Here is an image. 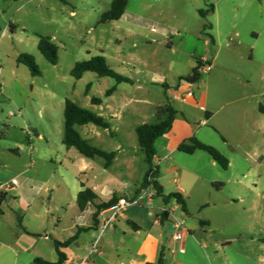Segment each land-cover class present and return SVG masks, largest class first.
I'll return each mask as SVG.
<instances>
[{
	"label": "rangeland",
	"instance_id": "obj_1",
	"mask_svg": "<svg viewBox=\"0 0 264 264\" xmlns=\"http://www.w3.org/2000/svg\"><path fill=\"white\" fill-rule=\"evenodd\" d=\"M112 2L0 0V184L27 170L19 183L26 201L32 203L23 225L34 234L26 235L25 244L33 245L32 255L40 253L48 261L57 257L54 234L64 238L75 220L69 205L79 183L71 157L79 153L63 143L67 99L110 124L109 129L91 123L77 125L82 137L107 152L121 146L132 156L131 164L124 167L128 155L121 154L105 171V159L95 157L91 161L94 171H88L87 177L107 182L118 194L130 195L148 169L136 128L160 121L158 107L172 102L163 87L173 89L181 76L190 75L197 61L206 57L209 63L214 59L217 66L210 78L201 68L202 78L193 85L196 94L200 86L213 99L217 84L246 85L244 78L250 81L252 91L264 88V0H128L122 18L102 23L101 17ZM210 5L214 11L201 16L199 10ZM39 35L50 37L58 45L56 64L39 51ZM23 53L34 56L40 75L33 76L27 66L18 64L17 58ZM97 55L131 81L116 83L93 72L84 73L81 79L71 76L76 62ZM113 86L116 90L106 96ZM93 97H100L102 104H93ZM108 104L116 108V114H111ZM172 106L184 107L174 101ZM190 110L191 119L201 116L200 111ZM227 111L225 107L216 115L217 131L213 126L200 128L203 137L221 145L223 154L233 160L232 166L226 170L219 165L200 169L192 164L199 175L194 181L185 173L170 172L167 165L171 161L162 159L161 167L169 170L162 179L167 191H176L175 179L183 187L190 185L185 194L189 219L179 229L170 222L166 225L175 234L197 224L194 235L186 232V256L194 261L264 264V134L253 135L245 151L235 154L224 145L226 139L238 135L236 118L230 121ZM260 118L264 128V115ZM252 142L259 150H254ZM178 154L181 161H177L188 166L184 159L191 157ZM12 200L9 195L1 206L6 211L0 221L2 227L18 220V214L11 210L15 206ZM170 203L176 204L173 199ZM45 234L51 238L45 240ZM31 261L27 256L22 264Z\"/></svg>",
	"mask_w": 264,
	"mask_h": 264
},
{
	"label": "crops",
	"instance_id": "obj_2",
	"mask_svg": "<svg viewBox=\"0 0 264 264\" xmlns=\"http://www.w3.org/2000/svg\"><path fill=\"white\" fill-rule=\"evenodd\" d=\"M252 34L255 39H258V33L254 31ZM201 60L204 63V66L202 67L204 70L203 72L207 73L209 78L214 77L210 73L213 68L217 66L214 59L211 63H209V60L206 57H203ZM201 78L202 73L199 80L195 83L186 82L187 84H182L180 81L173 89H171L169 85L163 87V91L168 100L171 99L172 102H178L184 107L178 109L173 106L177 111V115L172 128L167 134L158 138L162 139L160 143L157 142L158 139L155 142L156 155L154 157V163L158 165L157 181L161 185L165 195L177 192L182 195L184 200L185 194L190 190V185L187 183L188 187H183L180 185L179 179H175L177 185L176 191H167V185L163 183L162 179L166 176V171L169 170L161 167V161L162 159L170 160L171 163L167 165V167H170V172H178L180 175L185 173L189 179L194 181L199 175L195 172L196 166L193 165L194 167H191L192 164L198 165L200 169L218 165L208 154L205 156L203 154L204 151H196L193 154H188L191 158L184 159L187 160L188 166L185 165L183 167V165L178 162L181 161L178 153H183L179 151V145L183 142H189L192 138H197L203 143L214 145L215 148L217 147L223 154L221 145H217L218 143H215V141L212 143L213 141L203 137L205 133L201 132V126H213L215 129L216 127L214 126L216 125L214 119L216 118V115L219 114L222 109L228 107L226 116L230 121L231 119L236 118L234 128L238 135L231 140L226 139L224 145H228L231 151L235 154L245 151L246 146L251 141L253 135L262 136L261 134H264V128L260 125L262 123L260 116L264 115L260 111L261 106L264 105L263 87H257L256 90L252 91L248 87L250 81L245 78L244 80L248 82L246 85L227 84L224 86L217 84L215 88V94H217V97L212 99L208 96L206 91L200 89V86L197 87L198 94L194 91L193 85L198 83ZM215 82H218V80H215ZM174 89L192 90L193 95L185 102L174 100L169 93V90ZM172 102L170 103L169 101L168 103L172 105ZM101 104L98 105L100 106ZM108 106L110 107L111 114H116V108L111 104H108ZM191 108L201 112V116L198 119H191ZM215 130L217 131V129ZM96 133L99 134L98 132ZM39 137L41 138L42 136ZM254 150H259V145L257 143H254ZM115 152L116 156L109 167H111L115 161H118L120 155L123 153L128 155L124 158V167L129 165V163L131 164L132 156H130V151L125 152L123 147L118 146ZM93 159L94 158L82 157L80 154L79 156L71 157L72 165L75 167L77 166L76 175L79 183L78 187L75 189L74 202L69 205L71 211L75 215V220L68 228L64 238H60L58 235L54 234V238L56 239L54 241L59 242L71 240L76 235V238L72 239L71 243L60 248V251L64 253L66 257L63 264H147L148 262H155L160 253L163 254L164 264H205L200 263L198 259L194 261L191 257L186 256V244L188 243L186 232L189 230L188 232L194 235L198 229L197 224H191L188 227V230L184 228L185 231L182 233L183 239L182 241H179V243L173 240V236L176 233H170L171 231L168 230V226L166 225L167 222H170L171 225L173 223L175 226L177 221H174L177 219H180L178 221L182 222V224H186L189 219V208L186 200V210L184 211L176 201V204L172 206L170 203L171 201L165 203L163 198L157 196L154 192L152 198H144L141 204L127 207L113 222V227L107 229L106 231L108 232H105L102 236H99V228L105 220L111 217L112 211L110 208L104 209L99 213V225L97 226V229H91L94 225L93 215L98 204L109 201L113 196L119 199L123 196L133 197L141 192L137 193L141 182L131 191L130 195H123L118 194L117 191L112 189L107 182L100 183L89 179L86 173L88 171H94V163L91 162ZM228 160L229 164L232 166L234 163L233 160ZM174 161L178 162V164L173 163ZM106 168L108 167L104 165V171ZM25 172H27L26 169L17 175H13L15 177H11L4 181L3 183L15 180L16 184L8 191H0V194H3L4 196L2 204L10 195L15 204L11 210L18 214V220L9 227L0 226V264H22L27 256H29L30 261H33L36 257L45 259L44 255H41L40 253H35L39 255H32L34 254L33 245L27 246L25 244L26 235L34 234L29 228H25L23 225L25 215L32 203L31 201H26L23 185L19 183V179H24L21 174ZM95 174L97 173L95 172ZM83 175L85 177H82ZM25 182L26 181H24V183ZM125 185L127 186L126 183ZM84 188L92 189L96 193L97 198L93 202L88 203L84 210H80L77 204V195ZM122 190L125 189L123 188ZM35 198L36 197H33L34 200ZM2 204L0 205V221L6 216V211L1 208ZM179 209H181V212L177 214L176 212ZM163 211L168 212L167 220L155 223L154 219ZM51 234H45L44 239L48 240L51 238ZM98 237L99 243L97 251L91 254L90 252L93 242ZM182 248L185 249V252L180 251ZM56 256V259L49 260L52 262L57 261V252ZM204 257L202 262H204V259L206 260V256ZM206 261L207 264H210V260Z\"/></svg>",
	"mask_w": 264,
	"mask_h": 264
},
{
	"label": "trees",
	"instance_id": "obj_3",
	"mask_svg": "<svg viewBox=\"0 0 264 264\" xmlns=\"http://www.w3.org/2000/svg\"><path fill=\"white\" fill-rule=\"evenodd\" d=\"M128 0H113L110 9L104 13L101 17V22H108L119 20L125 12ZM213 5L207 10H199L201 16H205L207 13L213 12ZM38 49L41 54L52 64H56L58 61V45L54 43L50 37L39 35ZM18 64L27 66L33 76L41 74L39 67L37 66L34 56L28 53H23L17 58ZM204 63L201 59L197 61L196 66L193 68L192 73L186 77H181L180 81H186L189 83H195L201 77V68ZM93 72L99 77H111L116 83L130 82L131 80L116 72L111 68L108 61L102 55L92 56L89 59L76 62L70 74L75 79H81L84 73ZM116 90V86L111 87L106 91V96H110ZM92 103L95 105L101 104L102 99L100 97H93ZM260 111L264 114V105L261 106ZM157 115L160 118L158 123L149 124L143 123L136 128V133L141 150L145 154L146 161L148 163V169L143 177L140 188L137 193L142 189L153 186L156 195L161 196L165 203H168L174 199L181 208L186 210V202L180 193H170L165 195L162 187L157 181L158 165L154 163V157L156 155L155 142L158 138L167 134L172 128L173 122L176 118L177 111L169 103L163 106H159L157 109ZM93 124L103 129H109L110 124L102 116L93 113L92 111L78 106L73 101L67 99L64 107V136L63 143L67 148H74L78 153L85 158L101 157L105 159V166L109 167L116 156L115 151L107 152L101 148L92 145L88 140L82 137V135L75 128L77 125ZM179 151L186 154H193L196 151H204L207 153L222 169L226 170L229 167L228 158L222 154L217 148L212 145L206 144L192 138L189 142H183L179 145ZM84 187V185H83ZM97 198L96 193L90 188L82 189L77 195V204L80 210H84L88 203L93 202ZM4 200L3 194H0V205ZM116 197H112L107 202H102L96 206V211L93 215L94 225L91 229H97L99 225V213L107 208H110L117 202ZM168 218V212H162V222ZM76 235L72 238L75 239ZM71 240L66 242L55 241V249L58 255V260L55 262L45 260L40 257H36L31 264H63L65 262V254L60 251V248L71 243ZM147 264H164L163 254L160 253L155 262H148Z\"/></svg>",
	"mask_w": 264,
	"mask_h": 264
},
{
	"label": "built area",
	"instance_id": "obj_4",
	"mask_svg": "<svg viewBox=\"0 0 264 264\" xmlns=\"http://www.w3.org/2000/svg\"><path fill=\"white\" fill-rule=\"evenodd\" d=\"M169 93H170V96H171L172 99L178 100V101H182V102H185L188 98H190L193 95V91L192 90H181V89L169 90ZM15 184H16L15 180H11L10 182H6V183H3V184H0V191H4V190L8 191L13 186H15ZM151 189L153 191L149 192V190H151ZM154 192H155V189L151 185V186H148V187L142 189V191L136 196H133V197H124L123 196V197H120L117 200V202L110 207V210L112 211V215H111L110 218L105 220L103 222V224L100 226V228H99V236H102L106 232L107 229L113 227V222L116 220V218L127 207L141 204V202H142V200L144 198H152L154 196ZM161 220H162V213L154 219L155 223H159V222H161ZM182 226H183L182 222L177 221L175 223V227L177 229L181 228ZM182 239H183V234L180 233V232H177L173 236V240L174 241L179 242V241H182ZM98 243H99V237L96 238L94 240V242H93V245H92V248H91V252H90L91 254H93V253H95L97 251ZM180 251L181 252H185V249L182 248ZM79 264H81V263H79Z\"/></svg>",
	"mask_w": 264,
	"mask_h": 264
}]
</instances>
